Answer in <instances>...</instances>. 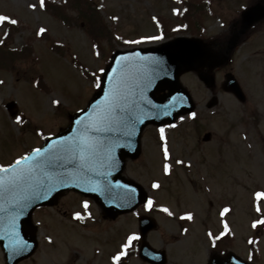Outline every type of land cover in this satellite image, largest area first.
<instances>
[{
  "label": "rangeland",
  "instance_id": "374dc122",
  "mask_svg": "<svg viewBox=\"0 0 264 264\" xmlns=\"http://www.w3.org/2000/svg\"><path fill=\"white\" fill-rule=\"evenodd\" d=\"M93 2L100 5L101 15L114 36L125 39L121 46L113 41V46L121 50L154 47L177 36L209 38L228 34L231 38L240 28L242 12L259 0H202L206 10H202L197 19L203 24L204 34L180 30L186 14L181 0ZM32 4L37 5L35 9L30 7ZM0 14L18 21L17 28L12 29L13 36L0 46V59L4 62L0 60V81H3L0 83V164L8 165L40 147L49 135L67 128L71 115L88 105L99 87L83 76L75 62L79 61L95 73L100 82L111 61L106 59L111 47L104 43L103 54L96 55L92 40L78 23L75 13L70 12L72 19L64 24L41 7L39 0H0ZM160 21L165 24V34L160 31ZM8 25V22L0 25V40L5 37ZM41 28L46 29L43 34H39ZM161 35L160 39L141 40V37ZM226 42L228 40L223 44L213 43L212 52L224 56ZM24 45H28L27 55H11L12 50H21ZM255 50L264 51L263 34L234 51L228 66L215 71L216 84L211 88L206 87L195 72L182 75V85L196 102V116H181L183 119L179 117L176 125L149 126L144 131L140 158L127 162L124 175L141 183L155 202L151 210L141 206L136 211V215L154 216L159 224L149 235L150 241L160 243L164 232L174 237L176 233L170 231L176 230L175 219L187 218L185 213L191 212L199 223H205L207 218L215 234L225 231L227 223L232 235L231 248L239 255H246L248 242L256 238L264 261V227L251 226L254 220L264 218V200L258 202L255 197L256 192L264 191V85L254 72V99L250 105L249 101L242 104L221 89L228 72L243 86L242 60L246 53ZM101 68L105 71L100 72ZM212 97H217L219 102L208 109ZM55 100L60 103H53ZM12 101H16L18 107L14 118L5 108ZM257 104L259 112L252 117L251 108ZM17 116L24 120L23 124L17 123ZM160 128L165 130L169 147L167 163L172 165L169 173L163 170L166 161ZM206 133L213 135L208 142L202 140ZM154 182L160 187L154 188ZM257 203L260 212L256 211ZM58 204L57 209L42 208L35 214V222L40 227V247L26 264H109L119 248L117 245L138 232V218L134 213L117 220L105 219L99 205L80 194L65 192ZM165 207L172 215L163 211ZM226 207L229 211L222 216ZM76 212L83 218L77 219ZM192 230L194 234L205 233L202 228L199 232ZM46 238L54 242L52 247L48 246ZM182 251L181 248L178 252ZM171 255L174 260L180 257L176 251ZM0 264H6L2 252Z\"/></svg>",
  "mask_w": 264,
  "mask_h": 264
},
{
  "label": "water",
  "instance_id": "95a60500",
  "mask_svg": "<svg viewBox=\"0 0 264 264\" xmlns=\"http://www.w3.org/2000/svg\"><path fill=\"white\" fill-rule=\"evenodd\" d=\"M263 18L264 5L247 8L242 14L241 30L233 35L221 58L214 55L203 40L180 36L154 47L117 51L106 69L99 91L87 108L73 115L68 128L48 137L40 148L57 144L62 137L71 139L82 134L84 124L103 108L105 94L111 95L114 91L127 96L124 111L133 113L130 120L134 128L130 124L111 132L94 133L98 142L86 161H81L78 155L66 156L65 167L49 166L37 172L34 186L13 193L0 192V245L7 264H19L34 254L38 246V228L33 224L32 215L42 206L56 205L63 192L75 191L91 197L99 204L105 218L111 219L146 203L147 191L123 175L127 160H137L141 154L143 131L149 125L175 124L179 116L193 113L195 102L190 92L182 86L180 77L191 71L197 72L204 84L211 88L216 82L213 71L229 62L238 40ZM225 76L222 89L244 103L246 97L236 76L231 73ZM217 104L218 99L213 97L208 108ZM6 108L12 117L17 114L15 101L8 103ZM136 116L142 120L137 121ZM129 131L133 134L128 135ZM211 137V133H207L203 140L210 141ZM5 176L7 173L0 172V177ZM40 181H45L46 186L41 187ZM45 193L46 198H41ZM25 197L27 207L21 210L14 200L22 204ZM139 223L143 255L144 249L150 250L146 237L157 228V222L152 217L141 216ZM20 247H23L22 251L17 250ZM230 256L234 261H242L234 253H230Z\"/></svg>",
  "mask_w": 264,
  "mask_h": 264
},
{
  "label": "snow or ice",
  "instance_id": "6c2138e0",
  "mask_svg": "<svg viewBox=\"0 0 264 264\" xmlns=\"http://www.w3.org/2000/svg\"><path fill=\"white\" fill-rule=\"evenodd\" d=\"M39 4L41 7H44L45 0H39ZM37 5L32 4L30 7L33 9L36 8ZM178 11V10H177ZM113 19H118L117 17H113ZM153 19H157L153 17ZM8 22L10 24H17L18 21L6 14H0V25ZM158 22V21H157ZM46 29H39V34H43ZM7 35V33H5ZM161 36H145L141 37V40H155L160 39ZM140 41H129V43H139ZM0 43H3V40H0ZM96 55H99L97 51ZM100 72H104L105 70L101 68ZM95 75V73L93 74ZM99 79V78H97ZM3 83V81H0ZM96 87H100V84L97 83ZM106 101L104 103L103 108L94 115V117L87 121V123L83 126L82 134H78L77 136L68 138H60L59 143L57 144H49L44 148H35L32 150L30 154H24L16 158L14 164H0V172L7 173V176L0 177V192H9L13 193L17 190H22L27 187L34 186L36 183V173L42 171L44 168L49 166L55 167H65L64 160L66 156H76L78 155L81 161H86L88 157L93 154V150L97 144V140L94 137V133L101 132H111L114 130H118L121 126L128 127L131 124L130 117L133 113L125 112L124 107L127 103V96L120 92H113L111 95L106 93ZM55 104H59V100L53 101ZM192 117L196 116V113H191ZM183 119V117H181ZM137 121H141L142 118L140 116H136ZM16 121L18 124H23L24 120L20 117H16ZM77 123H81V121H77ZM134 128V124H131ZM161 139L164 140L163 145V155L165 159V163L163 166V170L166 173H169L172 169V165L167 163L170 158L169 147L167 144V138L165 136L164 128L159 129ZM133 132L129 131L128 135H132ZM177 163H184V161H177ZM66 170V169H65ZM47 177H45V181ZM45 181H40L41 187H45ZM154 188H159L160 184L158 182H154L152 185ZM47 191H51V189H47ZM256 200L259 202L264 200V191H258L255 193ZM41 198H46V193L41 196ZM24 203H19V201L14 202L17 204V207L22 210V208L27 207V198H24ZM155 202L153 199L149 198L147 200V208L151 210L154 206ZM84 207H88V202L85 201ZM163 211L167 212L169 215H172L170 210L165 207ZM229 209L226 207L221 212L223 216L227 213ZM256 211L260 212L261 208L259 203L256 205ZM91 216V213H88ZM187 219H192V213H185ZM75 217L77 219H82V214L80 212L75 213ZM15 224V218L13 217V227ZM253 228H257L258 226L264 227V218L254 220L251 225ZM186 231V230H185ZM225 231H229L227 223H225ZM211 235V233H209ZM224 235V233H221ZM139 236L136 233H132L127 237V242L123 244V251L116 253L113 256V260L116 261V264H120L121 258L127 255V249L132 246L135 240H138ZM253 243V241H249ZM18 251H22L23 247L17 249ZM251 259V257H249Z\"/></svg>",
  "mask_w": 264,
  "mask_h": 264
},
{
  "label": "flooded vegetation",
  "instance_id": "af4514ba",
  "mask_svg": "<svg viewBox=\"0 0 264 264\" xmlns=\"http://www.w3.org/2000/svg\"><path fill=\"white\" fill-rule=\"evenodd\" d=\"M264 35V20L263 22L253 26L246 35L242 37L240 40V48L245 47L255 36ZM242 64L245 66L244 71V82H243V90L246 94L247 101H249L248 105L251 104L254 97V86L252 75L255 72L256 77L262 81L264 85V51L255 50L254 52H248L244 55L242 60ZM251 108L250 116L256 115L259 112L258 104ZM60 206V205H59ZM59 206L51 207L57 209ZM48 208V209H51ZM176 221V230L170 231V233H176L174 237L168 236L167 233L164 232L163 238L160 243L156 244L154 241H150L148 239V244L151 246V252H144V256L141 254V245H140V234L139 228L138 234L139 239L135 240L127 249V255L121 258L120 264H264V261L261 260V256L255 255L252 251V246H246V255H242L241 257L244 259L243 262H228V254L232 251V241L229 234L221 233L215 234L212 231L211 222H207V218L205 219V223H199V220L196 218L192 219H175ZM39 227V224L36 222ZM202 228L204 229L205 233H195L193 232ZM186 230V231H185ZM158 231V230H157ZM202 231V230H201ZM163 233V232H162ZM211 233V235H209ZM123 241L122 243L118 244V249L114 251V255L116 253L123 251L122 248L123 244L126 243ZM46 243L48 246L52 247L54 242H49L46 238ZM53 243V244H49ZM181 246V247H179ZM40 247V244H39ZM38 247V251H39ZM182 248L181 254L178 252ZM37 251V252H38ZM176 251V254L180 255V257L176 258L175 260L172 258V253ZM36 255V253H35ZM35 255L32 257L34 258ZM24 260L20 264H26L31 262V259ZM251 257V259L249 258ZM34 264H39L38 262ZM52 264H75L72 262H60V263H52ZM109 264H116V261L111 259Z\"/></svg>",
  "mask_w": 264,
  "mask_h": 264
},
{
  "label": "trees",
  "instance_id": "16d2710c",
  "mask_svg": "<svg viewBox=\"0 0 264 264\" xmlns=\"http://www.w3.org/2000/svg\"><path fill=\"white\" fill-rule=\"evenodd\" d=\"M181 1L184 4L186 12V14L183 16V30H193L194 32L202 34L201 32H203L204 29L203 24L199 22V20L197 19V15L199 16L202 10H206V6H203V4H201L202 0ZM44 9L50 12L52 16H55L56 18L60 19L64 24L67 23L70 19H72L69 13H75L78 23L81 25V27L85 29L87 35L92 40L94 49L98 51L99 54H103L104 49H102V45H104V43L111 47V52L108 53V57L106 58L109 59V61L111 60V55L117 51V48L113 46V41L116 40L120 46L124 45L123 43L125 42V39L122 37L119 38L114 36L113 32L109 29V26H107L104 17L101 15L100 5L95 4L93 0H45ZM160 24L162 34H165V24H162L161 22ZM13 28L16 29L17 25H8L7 29L5 30L7 35H5V37H2L1 39L3 40V43L6 39H8L9 37L11 38L13 36ZM3 43H0V46ZM27 48L28 45H24L21 50H12L11 55L23 57V55H27L28 53L26 52ZM75 65L79 69V71L82 72L83 76L86 79L91 80L95 83H100L97 79V75H93L94 73L88 70L79 61L75 62ZM43 89L46 91L48 89L47 85H45Z\"/></svg>",
  "mask_w": 264,
  "mask_h": 264
}]
</instances>
